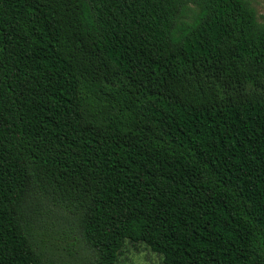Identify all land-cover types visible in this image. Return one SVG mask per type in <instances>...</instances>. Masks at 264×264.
Here are the masks:
<instances>
[{"label": "trees", "instance_id": "trees-1", "mask_svg": "<svg viewBox=\"0 0 264 264\" xmlns=\"http://www.w3.org/2000/svg\"><path fill=\"white\" fill-rule=\"evenodd\" d=\"M36 200L66 202L94 264L127 243L164 264H264L252 1L0 0V264H57Z\"/></svg>", "mask_w": 264, "mask_h": 264}, {"label": "rangeland", "instance_id": "rangeland-1", "mask_svg": "<svg viewBox=\"0 0 264 264\" xmlns=\"http://www.w3.org/2000/svg\"><path fill=\"white\" fill-rule=\"evenodd\" d=\"M251 1L259 16H264V0ZM36 204V212L31 213L32 217L30 219L35 226L36 237L39 241L44 239L39 237V234L42 235L44 233L43 230L48 231V226L52 227L53 222L58 223L57 228L50 231V233L56 231V235L52 236L54 239L45 237L47 242L44 251L46 253L45 258L57 264H94L96 255L83 241L76 216L67 211L65 208L66 202L60 200H36ZM66 211L69 218L65 217L57 222L55 216H60ZM49 241L55 246H50ZM116 264H164V262L160 255L153 253L146 245L127 243Z\"/></svg>", "mask_w": 264, "mask_h": 264}]
</instances>
